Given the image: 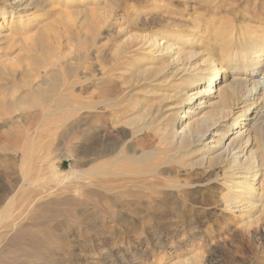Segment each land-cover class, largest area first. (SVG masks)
Segmentation results:
<instances>
[{
	"label": "rangeland",
	"instance_id": "374dc122",
	"mask_svg": "<svg viewBox=\"0 0 264 264\" xmlns=\"http://www.w3.org/2000/svg\"><path fill=\"white\" fill-rule=\"evenodd\" d=\"M37 1L31 17L57 37V53L31 82L47 78L50 70L58 73L51 81L54 93L38 96L18 87L12 97L0 95V264H171L193 254L201 255L199 264H264V215L248 225L238 214L224 213L218 198L224 191L220 178L197 193L211 205H194L187 200L190 191H172L162 182L199 181L208 175L200 167L183 174L174 165L164 166L161 155L141 162L142 151L168 149L150 130L138 134L134 159L116 151L121 129L110 114L122 117L127 111L133 117L142 103L158 105L157 96L145 93L153 85L116 80L115 75L103 81L89 76L95 57L108 61L112 41L104 37L115 33L122 18L127 36L172 32L192 21L218 23L232 29L229 46L237 50L249 47L251 32L264 33V0H112L105 7L101 2L95 11L106 23L93 40L77 19L84 9L94 8L90 1ZM8 4L0 0V7ZM6 52L0 51V66L16 70L17 76L35 68L30 61L13 63ZM133 56L124 54L114 70ZM231 66L228 74L235 72ZM92 89L95 101H110L105 108H89ZM21 98L26 102L19 105ZM169 109L163 107L157 124L169 116ZM92 143L98 149L108 144L113 153L94 160L88 155ZM123 180L130 186L125 187L126 207L121 205L124 188H115ZM148 183L161 184L149 209L136 203ZM170 191L174 203L166 206ZM146 200L141 201L144 207ZM109 201L108 210L104 206Z\"/></svg>",
	"mask_w": 264,
	"mask_h": 264
},
{
	"label": "bare ground",
	"instance_id": "6f19581e",
	"mask_svg": "<svg viewBox=\"0 0 264 264\" xmlns=\"http://www.w3.org/2000/svg\"><path fill=\"white\" fill-rule=\"evenodd\" d=\"M88 1L95 5L94 8L84 9L77 19L79 26L89 31V40H93L100 27L106 23L95 10L99 9L101 2L105 7L112 4V0ZM8 2L7 6L0 7V51H7L9 57L13 56L12 62L15 64L30 61L35 68L25 70L19 77L16 70L0 66V95L12 97L18 87L29 88L38 96L54 93L55 86L51 81L58 71L50 70L46 72L47 78L39 79L34 84L31 82L34 74L49 66L57 53V37L31 17L34 12H30V8L33 10L40 2ZM65 15L60 14L62 19H65ZM106 20H110V15L106 16ZM116 22L119 21L114 24ZM217 24L192 21L187 29L177 28L172 32L147 36H127L122 18L115 33L109 32L104 37L106 42L112 41L108 61H100L95 57V68L89 76L93 81H103L115 75L116 80L127 78L130 82H147L153 88L145 93L157 96L159 100L158 105L139 103L138 112L133 117H127V111L120 115L122 117L110 114L115 125L118 124L121 129L122 139L115 146L116 151H126L134 159L138 155L134 152V146L141 141L137 140L138 134L150 130L168 149L165 153L142 151L141 162L161 155L166 158L161 163L164 166L174 165L183 174L194 167H200L203 174L208 175L199 181L168 178L161 181L165 187L178 192L186 189L190 191L187 200L194 205L206 207L211 203L199 198L197 193L220 178L224 190L218 197L222 211L236 213L251 225L260 221L264 215V33L251 32V40L246 44L248 48L231 50L229 43L232 29ZM64 26L66 30L70 27ZM129 52L134 55L132 59L121 62L120 69L114 70L117 60ZM230 65L235 67V72L228 74ZM95 93L93 89L90 91L93 100L89 108H105L110 101H95ZM23 100L21 98L17 103L23 104ZM167 106L171 113L157 124L156 118L161 115L163 107ZM152 112L155 116L151 118ZM112 149L108 144L98 149L92 143L88 155L95 160L107 156ZM127 184L123 180L115 188H124L120 191L126 192L125 187H130ZM149 186V183L142 186L144 188H141L136 202L147 209L151 208L149 204L154 200L156 188L155 184ZM124 194L121 205L126 207L129 202L127 192ZM172 194L170 191L165 194L166 197L163 196L166 206L172 200H169ZM144 198L148 201L146 207L141 203ZM110 207L109 201L104 208L109 210ZM187 208L185 211L189 210ZM200 260L201 255L193 254L171 264H199Z\"/></svg>",
	"mask_w": 264,
	"mask_h": 264
}]
</instances>
